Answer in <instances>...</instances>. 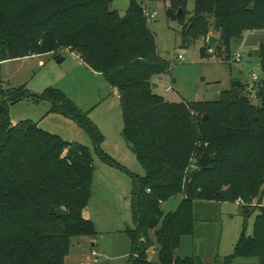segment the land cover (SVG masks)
<instances>
[{"label": "trees", "instance_id": "16d2710c", "mask_svg": "<svg viewBox=\"0 0 264 264\" xmlns=\"http://www.w3.org/2000/svg\"><path fill=\"white\" fill-rule=\"evenodd\" d=\"M112 1L0 0V63L66 50L115 90L122 139L144 171L134 179L136 230L128 232V264H202L198 257L175 256L181 238L193 233L196 200H241L243 217L257 210L252 236L242 233L224 263L255 258L264 264V40L254 91L243 84L214 102L172 104L152 91L153 77L169 64L157 55L142 12L144 2L167 3L166 17L180 21L183 40L212 34L231 60L232 41L264 30V0H193L189 18L188 0H129L123 16L110 10ZM27 97L23 89L4 92L0 79V264H64L72 238L95 236L82 217L94 167L86 147L31 121L10 124L8 107ZM32 97L52 102L54 112L100 141L57 91ZM176 196L177 208L163 213L160 205ZM150 248L157 263L147 260Z\"/></svg>", "mask_w": 264, "mask_h": 264}, {"label": "rangeland", "instance_id": "374dc122", "mask_svg": "<svg viewBox=\"0 0 264 264\" xmlns=\"http://www.w3.org/2000/svg\"><path fill=\"white\" fill-rule=\"evenodd\" d=\"M146 4L156 14L147 22V27L154 36L157 55L169 64L165 74L153 77L154 94L168 103L179 104L217 101L219 94L231 90L235 81L254 91L250 74L261 77L258 47L264 40V30L245 32L241 39L232 41V53L241 57V62L234 64L218 43L207 48L206 40L212 34L197 40H183L180 21L166 17L167 3ZM128 6L129 0H113L110 10L123 16ZM193 9V0H188L185 18L193 14ZM202 48L205 57L200 55ZM179 56L182 60H178ZM0 79L4 92L23 89L29 94L8 107L11 125L31 121L62 141L77 143L90 152L94 167L92 193L82 217L92 222L95 236L72 238L64 264H94L92 250L97 254L96 264H128V232L136 230L134 179L143 178L144 171L122 139L123 120L116 92L101 74L90 72L75 54L66 50L1 62ZM47 90L57 91L72 103L98 133L100 141L95 143L73 120L54 112L52 102L32 97H40ZM180 200L176 196L163 202L161 211L165 214L174 211ZM239 208L236 203L194 201L193 233L181 238L175 256L198 257L202 264H225L224 260L234 253L240 235L253 234L257 210L243 217ZM149 236L153 241L154 232ZM153 250L150 248L147 252V260L157 263ZM231 264H258V261L234 258Z\"/></svg>", "mask_w": 264, "mask_h": 264}, {"label": "built area", "instance_id": "2783aa9c", "mask_svg": "<svg viewBox=\"0 0 264 264\" xmlns=\"http://www.w3.org/2000/svg\"><path fill=\"white\" fill-rule=\"evenodd\" d=\"M147 2H144V4L142 5V12H143V16L146 19V21H151L154 17H155V12L151 11L148 7H147ZM178 60H182V58L179 56ZM232 62L234 64H239L241 62V57L238 56V54L236 53H232ZM259 66V64H258ZM250 79L251 82L250 83H258L261 80V77L259 78L255 73H251L250 74ZM118 97V96H117ZM238 205H243V202L241 200L237 201ZM91 255L93 257V263L96 264L97 263V254L95 250H92Z\"/></svg>", "mask_w": 264, "mask_h": 264}, {"label": "water", "instance_id": "95a60500", "mask_svg": "<svg viewBox=\"0 0 264 264\" xmlns=\"http://www.w3.org/2000/svg\"><path fill=\"white\" fill-rule=\"evenodd\" d=\"M177 15L178 16H181L182 15V11L181 10H178V12H177ZM215 43H217V38H215V37H213V36H209L208 38H207V40H206V46H207V48L208 49H210L211 48V46L213 45V44H215ZM249 57V54L247 55V58ZM63 61V58L62 59H59L58 60V62H62ZM247 61V59L245 60V62ZM243 84L240 82V81H235L234 83H233V86H235V87H241ZM157 234V231H154V235H156Z\"/></svg>", "mask_w": 264, "mask_h": 264}, {"label": "crops", "instance_id": "0c3cea01", "mask_svg": "<svg viewBox=\"0 0 264 264\" xmlns=\"http://www.w3.org/2000/svg\"><path fill=\"white\" fill-rule=\"evenodd\" d=\"M214 37H215V36H214ZM77 58H78V57H77ZM63 60H64V59H63ZM79 61H80V60H79ZM80 63H81V61H80ZM81 65L84 66L82 63H81ZM84 67H85V66H84ZM112 90H113V89H112ZM113 91L115 92V90H113ZM116 98H118L117 95H116ZM236 204H237V203H236ZM237 205H238V204H237ZM238 206H239V205H238ZM91 246L94 247L95 245H94V244H91ZM151 253H153V251H151Z\"/></svg>", "mask_w": 264, "mask_h": 264}]
</instances>
